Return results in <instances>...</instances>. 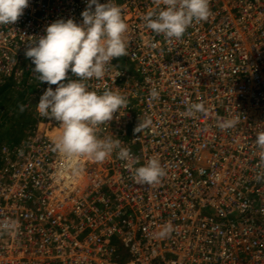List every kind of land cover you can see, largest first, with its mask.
<instances>
[{"label":"built area","instance_id":"obj_1","mask_svg":"<svg viewBox=\"0 0 264 264\" xmlns=\"http://www.w3.org/2000/svg\"><path fill=\"white\" fill-rule=\"evenodd\" d=\"M114 2L128 25L127 54L86 84L128 105L96 134L119 139L134 167L158 158L166 175L137 184L115 151L102 162L81 158L75 174L66 168L52 150L59 124L36 111L49 85L24 52L48 24L81 23L87 0H29L17 22L0 25V88L20 95L35 119L21 142L0 144V264H264L255 145L264 130V0H209L208 19L173 40L145 27L153 0ZM193 104L204 110L190 115ZM145 117L151 125L134 133ZM167 224L173 230L160 237Z\"/></svg>","mask_w":264,"mask_h":264},{"label":"clouds","instance_id":"obj_2","mask_svg":"<svg viewBox=\"0 0 264 264\" xmlns=\"http://www.w3.org/2000/svg\"><path fill=\"white\" fill-rule=\"evenodd\" d=\"M28 3L29 0H0V25L17 22ZM153 4L141 19L146 28L168 40L182 38L194 22L205 21L211 14L209 0H153ZM81 16V23L69 18L48 24L45 33L25 47L24 55L32 61L36 79L49 85L39 97L36 111L59 124L52 150L65 158L66 168L74 174L79 171L81 158L102 162L115 151L117 158L133 170L137 184L156 185L166 175L158 158L134 167L138 158L128 147H122L119 139H101L96 134L99 125L110 123L114 114L127 108V98L108 88L103 92L89 90L86 84L102 79L113 59L127 54L128 25L122 9L114 0H87ZM69 71L75 79L68 77ZM51 85H56L55 89ZM20 110H24L23 105ZM203 110L201 104H193L189 114ZM236 123L235 119L226 120L220 127L231 128ZM150 125V118H138L133 131L141 133ZM255 145L260 164L264 165V130L256 133ZM257 179H264V175ZM172 230L171 224L164 225L158 235L166 237Z\"/></svg>","mask_w":264,"mask_h":264},{"label":"trees","instance_id":"obj_3","mask_svg":"<svg viewBox=\"0 0 264 264\" xmlns=\"http://www.w3.org/2000/svg\"><path fill=\"white\" fill-rule=\"evenodd\" d=\"M7 92V88L6 87H2L0 88V105H2V97L4 95V93ZM10 94H12L10 92ZM19 100H20V95L16 96ZM23 97V96H22ZM22 99V98H21ZM9 111H4L3 114L0 115V120L2 121H6L8 128L3 129V131H0V139L3 138L5 141L10 142V143H14L13 141L17 142L19 141V137L16 135V131L18 130L17 127L19 128H23L24 126L28 125V132L30 131V129H32V126L35 122V119L29 114L27 113L26 110L21 111L20 108L18 110H15L11 116H8ZM18 116V117H17ZM13 120V122L11 121ZM15 128V130L13 131V129ZM25 128V127H24ZM17 136V137H15ZM16 144V143H15Z\"/></svg>","mask_w":264,"mask_h":264},{"label":"rangeland","instance_id":"obj_4","mask_svg":"<svg viewBox=\"0 0 264 264\" xmlns=\"http://www.w3.org/2000/svg\"><path fill=\"white\" fill-rule=\"evenodd\" d=\"M17 95H14V94H10V91H7V92H5L4 93V95H3V97H2V99H3V101H2V106L5 108V109H7V111H9V113H8V116H11L12 115V113L15 111V110H18L19 108H20V106L21 105H23V102H21L17 97H16ZM18 117V116H17ZM12 122H13V120H11ZM25 127V128H24ZM23 128H19V127H17L18 128V130L16 131L17 133H16V135L17 136H20L19 138V141H17V142H15V141H13L14 142V144L15 143H19V142H21L23 139H24V137L27 135V133H28V125H26V126H24ZM6 128H8V125H7V123H6V121L4 122L3 120L0 122V131L2 130L3 131V129H6ZM15 130V128L13 129V131ZM17 136H15V137H17ZM4 142H7V141H5L3 138H1L0 139V144H2V143H4Z\"/></svg>","mask_w":264,"mask_h":264},{"label":"bare ground","instance_id":"obj_5","mask_svg":"<svg viewBox=\"0 0 264 264\" xmlns=\"http://www.w3.org/2000/svg\"><path fill=\"white\" fill-rule=\"evenodd\" d=\"M53 134H56V135H57V132H56V131H54V133H53ZM50 135H51V136H54V135H52V134H50ZM56 135H55V136H56ZM55 136H54V137H55Z\"/></svg>","mask_w":264,"mask_h":264},{"label":"crops","instance_id":"obj_6","mask_svg":"<svg viewBox=\"0 0 264 264\" xmlns=\"http://www.w3.org/2000/svg\"><path fill=\"white\" fill-rule=\"evenodd\" d=\"M57 134H58V133H57ZM53 135L55 136L56 134H53ZM54 136H53V137H54Z\"/></svg>","mask_w":264,"mask_h":264}]
</instances>
